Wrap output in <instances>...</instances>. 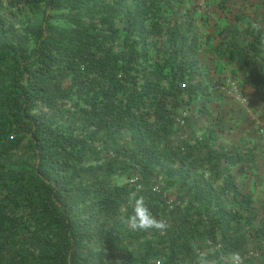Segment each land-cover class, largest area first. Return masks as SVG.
<instances>
[{"label":"trees","instance_id":"trees-1","mask_svg":"<svg viewBox=\"0 0 264 264\" xmlns=\"http://www.w3.org/2000/svg\"><path fill=\"white\" fill-rule=\"evenodd\" d=\"M260 3L203 35L198 0H0V264H264V198L228 169L253 147L218 115L174 139L228 78L264 130ZM132 193L164 229L128 227Z\"/></svg>","mask_w":264,"mask_h":264},{"label":"rangeland","instance_id":"rangeland-1","mask_svg":"<svg viewBox=\"0 0 264 264\" xmlns=\"http://www.w3.org/2000/svg\"><path fill=\"white\" fill-rule=\"evenodd\" d=\"M237 0L236 6H229V10L225 13L220 12L217 8L218 0H198L200 4L199 13L202 15L203 22L199 23L198 31L201 34H215L219 29H221L225 23H227L231 18V16L236 18L240 14L245 17L244 21H247L248 18L252 19L254 17H258L260 10L262 9V5L260 0ZM253 4L251 5L250 3ZM234 4V5H235ZM240 6V7H239ZM243 8L246 12L243 13ZM248 14L249 17H246L245 14ZM206 17V18H204ZM226 75H230V68L225 71ZM229 79V78H228ZM238 91L241 94V87L238 85ZM224 91V90H223ZM225 92V91H224ZM239 93V94H240ZM235 94V95H236ZM226 98H219L214 103L210 104L211 114L208 117L202 118L194 125L188 124L185 127H182V134L188 137H196L200 135L199 129L201 127H205L214 122V117L217 115L222 117L225 120V127L230 131L225 135L221 136L222 142L230 143L232 141H238V139H245L247 143L253 147L254 157L249 165L250 168L249 176L242 177L240 179L241 183L245 185L246 191H249L256 201H260V197L263 196L262 190L261 195L258 196L254 193L256 188L264 189V148L262 146V137L258 134L254 121L257 119L252 111V109L247 106L241 105L235 101V97H232V93L223 94ZM190 120L193 121V114L191 113L192 108L189 109ZM224 138V140L222 139ZM258 180L256 179V177ZM260 179V181H259ZM249 185V186H248ZM235 258L229 257L223 261V263H228L229 261H234Z\"/></svg>","mask_w":264,"mask_h":264},{"label":"clouds","instance_id":"clouds-1","mask_svg":"<svg viewBox=\"0 0 264 264\" xmlns=\"http://www.w3.org/2000/svg\"><path fill=\"white\" fill-rule=\"evenodd\" d=\"M131 207L130 214L126 217L128 227L133 231H145L148 229H164L166 225L159 222L149 211L144 198L132 193L129 197ZM239 259V256H236Z\"/></svg>","mask_w":264,"mask_h":264},{"label":"built area","instance_id":"built-area-1","mask_svg":"<svg viewBox=\"0 0 264 264\" xmlns=\"http://www.w3.org/2000/svg\"><path fill=\"white\" fill-rule=\"evenodd\" d=\"M222 89L227 93H232L231 96L235 97L236 102H238L241 105L247 106L249 108L246 96L241 94L240 92H239L240 94L239 93L236 94L239 89H238V84L235 81L228 79L225 82ZM188 115H189V111H187V110H184L181 112V115L178 117L179 125H184V122H185L184 120L187 118ZM254 124H255L256 128L258 129V134L262 137V146L264 148V138L262 136L264 134V130L262 128L261 121L259 119H255ZM183 138L184 139L187 138V135L186 136L183 135L180 139H183Z\"/></svg>","mask_w":264,"mask_h":264},{"label":"crops","instance_id":"crops-1","mask_svg":"<svg viewBox=\"0 0 264 264\" xmlns=\"http://www.w3.org/2000/svg\"><path fill=\"white\" fill-rule=\"evenodd\" d=\"M255 128H256V126H255ZM183 135L179 132V133H177L175 136H174V139L175 140H178V139H180L181 137H182ZM223 140H224V138H222ZM234 141H232V142H230V143H225V141H224V143L225 144H231V143H233ZM240 142V139H238V141H235V143H239ZM226 145V146H227ZM252 161V160H251ZM251 164V163H250ZM245 167H246V170H245V172L243 173V174H240L239 172H237V168H238V165H235V166H231V167H228V169L230 170V172L231 173H233V174H235V180H236V182H237V184L241 187V189L244 191V192H249V191H246L247 190V188L245 189V185L243 184V183H241V181H240V179L242 178V177H246V176H249V171H248V169L250 168V166H249V164H245ZM249 167V168H248ZM256 177V176H255ZM256 179L258 180V178L256 177ZM259 181H260V179H259ZM249 186V185H248ZM262 190H264V189H260L259 187L258 188H256V190H254V193L255 194H257L258 196H260L261 195V191ZM262 194H263V196L262 197H260V201L264 198V191H262ZM254 197V196H253ZM255 201H256V199H255ZM257 202V201H256Z\"/></svg>","mask_w":264,"mask_h":264}]
</instances>
